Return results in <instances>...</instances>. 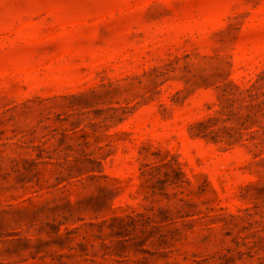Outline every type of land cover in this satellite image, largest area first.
<instances>
[{
  "label": "rangeland",
  "instance_id": "obj_1",
  "mask_svg": "<svg viewBox=\"0 0 264 264\" xmlns=\"http://www.w3.org/2000/svg\"><path fill=\"white\" fill-rule=\"evenodd\" d=\"M0 264H264V0H0Z\"/></svg>",
  "mask_w": 264,
  "mask_h": 264
}]
</instances>
